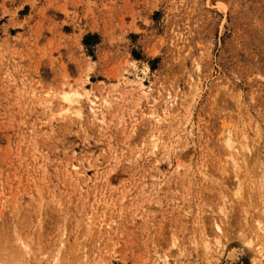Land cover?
Listing matches in <instances>:
<instances>
[{
  "label": "rangeland",
  "instance_id": "rangeland-1",
  "mask_svg": "<svg viewBox=\"0 0 264 264\" xmlns=\"http://www.w3.org/2000/svg\"><path fill=\"white\" fill-rule=\"evenodd\" d=\"M55 263L264 264V0H0V264Z\"/></svg>",
  "mask_w": 264,
  "mask_h": 264
},
{
  "label": "bare ground",
  "instance_id": "bare-ground-1",
  "mask_svg": "<svg viewBox=\"0 0 264 264\" xmlns=\"http://www.w3.org/2000/svg\"><path fill=\"white\" fill-rule=\"evenodd\" d=\"M75 93V92H74ZM63 96V99L65 100V101H67L68 103H72L73 101H72V94H71V92H65V93H63L62 94ZM92 102V104H94V102L93 101H91ZM70 110V106H67V108H62L60 111H61V113H64V114H67V112ZM75 114H77V115H81V110L80 109H78V108H76V111H75ZM228 141H229V143H232L233 142V138H231V137H229L228 138ZM155 146H157V144H154V147ZM231 147H232V145H230ZM25 247V250H24V253H23V256H24V254H30L31 253V251H32V248H31V246L30 245H25L24 246ZM55 264H57V263H55Z\"/></svg>",
  "mask_w": 264,
  "mask_h": 264
}]
</instances>
